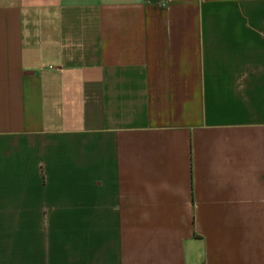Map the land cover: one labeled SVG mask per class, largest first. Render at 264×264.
I'll list each match as a JSON object with an SVG mask.
<instances>
[{
    "label": "crops",
    "instance_id": "1",
    "mask_svg": "<svg viewBox=\"0 0 264 264\" xmlns=\"http://www.w3.org/2000/svg\"><path fill=\"white\" fill-rule=\"evenodd\" d=\"M0 264H264V0H0Z\"/></svg>",
    "mask_w": 264,
    "mask_h": 264
}]
</instances>
